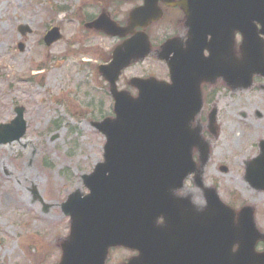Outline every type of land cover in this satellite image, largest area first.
<instances>
[{
  "label": "rangeland",
  "instance_id": "obj_1",
  "mask_svg": "<svg viewBox=\"0 0 264 264\" xmlns=\"http://www.w3.org/2000/svg\"><path fill=\"white\" fill-rule=\"evenodd\" d=\"M98 1L0 0V124L14 118L15 107L24 109L26 122L21 139L0 144V264H57L59 245L69 231V218L60 206L74 191L87 192L82 177L102 161L105 140L91 124L111 114L112 100L93 65L110 55L114 41L85 34L77 19L97 14L99 4L112 12L116 8L114 0ZM20 25L31 33L22 37L17 32ZM54 25L62 39L44 46L38 35ZM166 30L167 26L156 27L153 42ZM85 61L90 64L83 65ZM153 64L148 59L138 63L127 76L145 74ZM238 94L217 100L219 152L211 153L206 179L218 177L221 189L240 195V180L231 174L222 177L215 169L222 163L226 171L242 174L247 146L256 134L264 135V99L249 91L244 105L245 93L242 98ZM256 110L262 118L254 115ZM222 113L233 122H226ZM241 113L246 114L244 123ZM129 256L128 251L113 250L106 264H122Z\"/></svg>",
  "mask_w": 264,
  "mask_h": 264
},
{
  "label": "water",
  "instance_id": "obj_2",
  "mask_svg": "<svg viewBox=\"0 0 264 264\" xmlns=\"http://www.w3.org/2000/svg\"><path fill=\"white\" fill-rule=\"evenodd\" d=\"M250 8L231 11L227 16L232 20L254 17L264 23V4L255 1ZM153 13L159 15L157 7L145 0L142 7L131 12L129 26L135 22L144 26L156 20L152 19ZM213 17L223 19L218 10ZM88 27L121 36L107 16L99 17ZM19 29L23 35L29 31L27 27ZM60 38L59 30L53 28L44 40L49 45ZM141 42L142 39L136 37L134 45L130 46L134 49L131 52L124 50L123 43L122 50L113 51L110 64L99 67L109 84L114 117L93 124L104 136L105 144L103 161L82 178L89 193L81 196L79 190L74 191L61 205L62 212L69 217L70 229L67 238L60 243L58 264H104L108 250L118 247L138 253L127 264H263L264 256L254 252L253 244L246 243L244 235L238 237L239 230L233 225L215 223L217 211L191 213L187 205L172 198L171 192L188 173L194 148L202 145L198 130L191 128L201 101L199 94L182 97L180 88L184 79L178 71L183 74L191 61L184 62L179 57L169 63L176 73L171 85L153 78L133 79L131 84L137 90L135 98L118 92L115 81L128 65L122 58L134 53L138 55L131 56L141 60L148 54L146 44ZM220 55L214 52L212 61L220 62ZM230 55L229 50L222 55L223 60ZM248 59L245 56L241 63L233 61L234 71L247 72V78L264 68L260 54L257 64ZM196 62L197 67L202 66L200 60ZM14 111V119L0 124V144L18 141L25 133L23 108ZM166 195L172 206L163 202ZM164 208L168 209L169 217L177 215L194 225H183V232L171 236L167 232L170 225L156 227L152 222L167 214ZM197 231L201 234L198 240L195 239ZM230 235L232 239L235 236L234 241L230 240Z\"/></svg>",
  "mask_w": 264,
  "mask_h": 264
},
{
  "label": "flooded vegetation",
  "instance_id": "obj_3",
  "mask_svg": "<svg viewBox=\"0 0 264 264\" xmlns=\"http://www.w3.org/2000/svg\"><path fill=\"white\" fill-rule=\"evenodd\" d=\"M98 1V0H93ZM117 3V7L110 12L107 8H100V12H108L113 14L116 18L118 26L121 28L127 27L129 12L138 6L143 4V0H114ZM156 1L158 7L161 10V19L151 24L147 29V34L149 37L151 45V55L153 60L157 63L155 71L158 70V74L155 75L156 78L160 80H169V73L167 68V62L159 61L154 59L161 52V44L171 38H174V44H177L182 56L187 60H192L195 58V54H200V58L211 57L214 52H220L221 61L210 59L204 64V69L201 73L197 71H184L182 78L184 80L193 79L192 82L199 85V92L202 99V107L197 115L195 121L192 124L193 128L199 130L203 139H205L208 153L206 155L197 153L195 154V169L198 172L200 179L206 175L207 164L210 162L211 153L214 151L219 152L218 147L216 146L219 138V103L217 100L221 99L223 96H228L229 98L238 91L248 95L249 91L263 92L264 90V77L261 75L253 76L252 83L247 88L234 89L233 85H229L224 80V75L228 72V67L233 64V57L237 60L241 59V51L239 50V41L241 34L236 31L233 34L235 39V44H232L231 55L223 60L222 55L225 53L226 39L230 35L229 30L224 28L223 23L225 22V16H222L223 20H216L212 18L217 11L213 9L214 5H218V2H224L219 0H152V3ZM258 3H264V0H256ZM101 1H98V3ZM112 3L113 0H110ZM201 4V5H199ZM124 6H128L127 9L123 10ZM106 9L108 11H106ZM119 10V11H118ZM121 10V11H120ZM229 15L230 12L225 13ZM161 25L167 26V32L162 35V39L155 46L152 41V36L154 29L160 27ZM259 27V26H257ZM91 31V30H89ZM138 31L137 28L131 29L124 36L115 38L116 45L121 44L127 38H129L132 33ZM219 36V38H217ZM174 50H170L167 58H172ZM217 59V58H216ZM230 59V60H229ZM218 67L226 68V71H219ZM126 73H122L120 77V83L127 84ZM151 75V76H152ZM245 97L242 103L245 105L249 97ZM257 103L262 102L261 100L256 101ZM263 103V102H262ZM261 107H264L261 104ZM250 111V110H247ZM262 112L259 110L254 111V115L257 118H262ZM222 115H225L222 113ZM226 116V122H233V119ZM241 123L243 122L242 118L246 117V114H240ZM211 118L213 120L211 121ZM222 127V126H221ZM259 137L258 134H256ZM212 145H215L212 147ZM249 149L245 150L249 154L248 157L244 158L243 171L241 175H234L239 182L243 185L242 196L237 195L235 192H230L225 198L228 209L233 213V222L239 225H251V220L254 225H264V208L259 204L261 200H264V167L262 161H258L255 164L257 169L255 172L258 181H252L249 175L247 174V164H253V160L262 156L264 153V135L257 139L255 145L247 146ZM242 149L240 148L239 151ZM233 159V153H231V160ZM222 163L217 164L215 171L221 172ZM258 165V167H257ZM254 169V167H253ZM209 174H211L209 172ZM188 186L191 185L189 181ZM187 188V189H186ZM182 189V194L193 200L195 193L198 189L193 186V189H189L187 186ZM198 198H201L202 194L197 192ZM246 208V212L242 216V221H239V215L235 211L240 208ZM264 230V229H263ZM263 239V238H261ZM257 251H261L264 248V241H256Z\"/></svg>",
  "mask_w": 264,
  "mask_h": 264
},
{
  "label": "bare ground",
  "instance_id": "obj_4",
  "mask_svg": "<svg viewBox=\"0 0 264 264\" xmlns=\"http://www.w3.org/2000/svg\"><path fill=\"white\" fill-rule=\"evenodd\" d=\"M219 1H224V2L222 3L218 2L219 5H214L213 9L216 11L218 10L220 15L224 16L223 15L224 13L231 12L234 10H240V11L247 10V9L251 10L250 5H252V3L255 2L256 0H219ZM238 23H240L239 20H238ZM236 24L237 22L235 20H231L229 22V26H232V28H235ZM217 38H219V36H217ZM183 95L185 96L186 92H184ZM197 236L201 239V234H199L198 231L196 232V235H195L196 240H198ZM180 239L183 240L181 237Z\"/></svg>",
  "mask_w": 264,
  "mask_h": 264
}]
</instances>
